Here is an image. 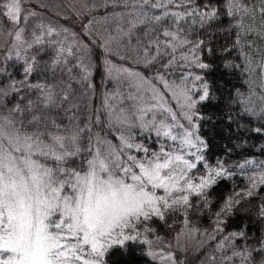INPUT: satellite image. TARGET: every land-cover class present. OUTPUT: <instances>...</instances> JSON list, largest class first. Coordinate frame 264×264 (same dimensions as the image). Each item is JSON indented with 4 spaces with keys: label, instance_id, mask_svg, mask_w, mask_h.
Listing matches in <instances>:
<instances>
[{
    "label": "snow or ice",
    "instance_id": "obj_1",
    "mask_svg": "<svg viewBox=\"0 0 264 264\" xmlns=\"http://www.w3.org/2000/svg\"><path fill=\"white\" fill-rule=\"evenodd\" d=\"M103 6L113 9L106 34L93 37L91 20L83 33L105 53L95 106L89 44L76 33L57 39L69 29L43 23L29 41L37 13L27 0H0V25L10 26L0 28L9 37L0 56V264H184L179 254L190 249L203 253L200 264H264V160L209 159V132L222 121L229 134L264 137V0ZM217 35L231 38L223 67L247 88L227 101L208 79ZM233 51L239 63L227 59ZM221 105V117L206 111ZM237 176L243 188L213 196ZM252 199L255 211H243L260 235L246 223L229 229ZM205 216L209 227L194 223Z\"/></svg>",
    "mask_w": 264,
    "mask_h": 264
},
{
    "label": "trees",
    "instance_id": "obj_2",
    "mask_svg": "<svg viewBox=\"0 0 264 264\" xmlns=\"http://www.w3.org/2000/svg\"><path fill=\"white\" fill-rule=\"evenodd\" d=\"M97 2H102V0H97ZM116 11H119L120 9H115ZM113 11L112 8H105L104 6H100L99 8H95V10L92 12L84 13L85 15H82V21L86 20L89 17H103V14H107ZM63 24L73 26V28L79 32V36L82 37L86 42H89L90 46V59L92 61L91 64L95 66V75L93 77L94 81L97 85V92H96V99L94 101L97 102V100L100 99L101 93L104 91L103 83H104V65L103 60L105 58L104 51L98 47L97 45H94L91 42L90 37H84L82 36L81 26L69 23L67 20H62ZM96 38H102L99 36H95ZM99 40V39H98ZM232 40L230 37H227L225 35H217L215 37L214 41V47L216 49L215 55L212 57H206V60H209L213 66L214 70L210 73L208 76V79L214 82V87L218 89L217 95H220L223 97L225 101L228 100L230 95H235L236 90L239 89L240 91H246V84H245V77L240 74L239 71L233 72L232 70L225 69L223 67V63L225 61L226 54L222 51V49L225 46L231 45ZM111 59L117 62L125 63L123 61H120L115 56H110ZM47 58V57H46ZM227 59H234L237 61V63L240 62L238 59L237 52L233 51L230 55H227ZM128 66H132L131 64H127ZM139 70L144 71L146 74H148V71L140 68ZM60 81L58 80L57 83ZM66 82V77H65ZM76 88L77 95H79V87L74 85ZM110 87V86H109ZM206 111L209 112V114H213L215 116L221 117L225 112H227V109L221 105L220 107H214L209 106L206 108ZM252 127L259 126L258 123H254L251 125ZM211 128V126H208ZM235 128V125L232 126ZM228 124L225 121H222L220 124L217 125L214 131H210L209 135L211 137L212 147L209 155V159L211 160L212 157H216L218 159H229L232 163H235L237 161H243L245 158L255 159V160H264V151H261V149H264V137L256 135L251 132H233L229 134L227 132ZM231 135V139H229V136ZM232 148L233 151L230 154L226 155V148ZM246 183V178L242 176H237L234 178L233 181H227L219 185V187L215 188L213 191V196L217 199H222L223 196L231 194L230 189L235 188H243ZM264 195V193H262ZM257 203L256 199H252L251 202L244 201L242 205V210L237 214V216L232 219L229 223V229L238 228L241 224H248L249 225V235L256 234V236L260 235V225L256 224L254 221V216L245 214L243 209L252 208L253 212L255 211V204ZM194 223H198L201 228L209 227V219L207 216L202 217L199 221H195ZM162 234H167L164 232V230H161ZM170 238V235H169ZM210 250V249H209ZM195 249H190L188 255L186 256V264H196L194 262L195 257L201 252H196ZM201 257H204V255H201ZM136 264H148L147 260H137ZM199 264V263H197Z\"/></svg>",
    "mask_w": 264,
    "mask_h": 264
},
{
    "label": "rangeland",
    "instance_id": "obj_3",
    "mask_svg": "<svg viewBox=\"0 0 264 264\" xmlns=\"http://www.w3.org/2000/svg\"><path fill=\"white\" fill-rule=\"evenodd\" d=\"M104 2L105 0H102V2H97V0H27L28 10L35 11L37 15L36 17L32 18L29 21L28 25L26 26L27 31L25 33V36L29 41H31L33 39L32 32L34 30V26L36 24L43 23L45 24V26L51 25L60 29L61 31L63 28L69 29V33L62 34L57 39H64V36L66 35L68 37V40L72 41L74 38L72 37L71 34L76 33L77 36L75 37V39L82 40L84 43H89L78 35L79 32L77 31V29L75 30L73 26L63 24L62 20H67L69 21V23L72 22L74 24L81 26L82 36H84L83 33L86 31L85 26L89 25V21L91 20L93 21V23L91 24L90 29L93 34V37L95 36L102 37L103 34H106L105 29L108 27V25L105 24L103 20V17L106 15V13L102 15L103 17H98V18L89 17L83 21H82V17H83L82 15H85L84 13L90 11L93 12L95 8H99L100 6H103ZM8 27L10 26L7 24V22H4L3 25H0V28L6 29ZM93 37L90 38L92 39ZM8 39L9 37L6 34L0 33V56H2L3 48L5 47V41H7ZM98 43L99 40L97 39V43L94 45H97ZM84 54L88 57V61L92 63L90 59L89 50L85 49ZM107 58L111 59L110 56H108ZM113 62L117 64H121V62H117L114 60ZM125 66L128 65L125 64ZM99 104H100V99L94 103L95 106H98ZM188 253L189 251L179 254V258L184 261V264H186V256L188 255ZM201 255H203L202 252L200 255L198 254L195 257L194 262L196 264L197 263L200 264V261L205 258V257H201Z\"/></svg>",
    "mask_w": 264,
    "mask_h": 264
}]
</instances>
